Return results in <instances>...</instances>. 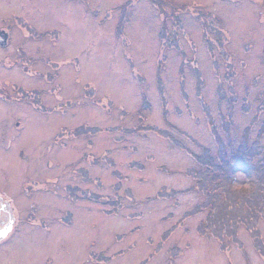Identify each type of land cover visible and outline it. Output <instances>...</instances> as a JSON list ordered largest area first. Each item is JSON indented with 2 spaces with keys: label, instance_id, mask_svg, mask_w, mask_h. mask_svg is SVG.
Wrapping results in <instances>:
<instances>
[{
  "label": "rangeland",
  "instance_id": "1",
  "mask_svg": "<svg viewBox=\"0 0 264 264\" xmlns=\"http://www.w3.org/2000/svg\"><path fill=\"white\" fill-rule=\"evenodd\" d=\"M28 1L33 32L14 26L0 46V91H25L0 96V195L20 218L10 264H264L246 226L219 229L222 251L196 231L207 210L183 217L203 200L194 155L218 152L212 124L225 144L248 128L264 155V0ZM19 9L0 0V26ZM80 125L99 130L71 136ZM162 188L186 192L157 198ZM257 228L264 242V219Z\"/></svg>",
  "mask_w": 264,
  "mask_h": 264
},
{
  "label": "trees",
  "instance_id": "2",
  "mask_svg": "<svg viewBox=\"0 0 264 264\" xmlns=\"http://www.w3.org/2000/svg\"><path fill=\"white\" fill-rule=\"evenodd\" d=\"M158 2L162 1L159 0ZM202 23L205 25L204 21H202ZM208 26L213 30L212 25ZM218 31L216 34L219 35ZM224 39L225 38L218 36L217 40L220 46L225 42ZM175 40L176 43L173 42L170 44V47H172V45L176 46L177 39ZM194 70L201 84L203 81L200 76V71H198L196 66H194ZM218 91L219 101L222 102V100H226L227 108L230 109L231 112V108L233 107L232 103L234 104L235 98H225L223 95L224 92L220 88H218ZM263 105L264 102L262 103V106ZM40 110H42V107H40ZM230 115L231 113L227 119L224 118V120H222L223 128L227 134L230 125V121H228ZM254 120L255 118H253L252 121ZM210 124H212V121ZM94 128L95 127L80 125V127L69 131V134L76 137L91 131L94 132L95 129H98ZM158 129L160 130V128ZM210 129L218 145V152L217 154H212L210 147L208 148L201 145L202 154L194 155L196 156L198 169H190L189 172L192 177L195 178L196 184L194 188L201 193L203 200L196 203L190 211L184 213L183 217L190 216L191 214L196 215L207 210L205 221H201L196 231L208 238L214 237L218 240L222 251L227 249L228 246L225 241H223L219 229L222 228L223 225L224 227H228V224L231 226L230 230L232 232L237 231L239 225L246 226L252 238L255 240V245L257 246L256 242H258L260 246L257 247L264 250V242L259 237V228H257L259 219H264V155L262 157V151H260L256 141H249L248 128L244 130L239 145H234L229 135L226 139L228 145L225 144L220 134L217 133L214 124L211 125ZM160 131L161 135L166 136L165 131L168 130L161 129ZM169 138H171V136ZM238 171L241 173L242 171H247L253 174V178L249 181L247 187L237 186L233 183L235 178L234 174ZM182 192H186V190H166L162 188L157 198L168 199V197H175ZM162 237L161 239L163 242L164 235H162ZM233 240H235V236Z\"/></svg>",
  "mask_w": 264,
  "mask_h": 264
},
{
  "label": "flooded vegetation",
  "instance_id": "3",
  "mask_svg": "<svg viewBox=\"0 0 264 264\" xmlns=\"http://www.w3.org/2000/svg\"><path fill=\"white\" fill-rule=\"evenodd\" d=\"M8 2V0H6ZM31 2V1H30ZM28 0H17L18 5H20V9L19 11H17V13L19 16L16 17L17 20V25L18 22L22 24V27L17 26L16 24H13L11 26H7L3 27L0 26V33L1 31H3L7 37L6 39V44L3 46L5 47L8 42H10V38L12 36V31L16 28H14V26L18 27L20 30H23L24 33H32L33 31V25H30L29 21L27 20L28 15L26 14L27 12H31V4ZM28 8V9H24L25 11H22V8ZM3 14H0V18L2 17ZM22 18V20H21ZM17 28V29H18ZM11 30V31H10ZM17 54L20 55L19 50L17 49ZM8 60H11L8 56H7ZM21 62V61H20ZM29 62V66L32 64V61H28ZM27 62V63H28ZM15 63V62H14ZM27 63L25 64L27 66ZM28 71V70H27ZM29 73V72H28ZM32 75V72L30 73ZM12 86V90L15 92L14 94L10 95L7 94L5 91H0V96H3L4 98H8V100H14V97H18L19 98V94L23 95L25 93V91L23 90V87L18 85L16 82H14V84L11 85ZM3 86L0 85V88L2 89ZM36 89L33 90V93L35 94ZM3 98V99H4ZM20 99V98H19ZM19 99H16L17 101ZM15 128L17 130V133L19 135H21L20 132H22L24 123L19 121V120H15ZM5 130H1L0 131V137L3 140H0V142H4L5 141V137L6 134L4 132ZM3 133V134H1ZM10 143L7 142L6 146H8ZM1 144V143H0ZM3 145V144H1ZM5 146V147H6ZM21 155V157L23 158L24 154L22 153V151H20L19 153ZM26 180H29L28 177L25 178ZM24 186L26 187L27 191L25 192L26 195H28L29 193H31V185H30V181H25L24 182ZM18 211H19V202L18 204H14V200L11 199V197H6L3 195H0V264H10V262L13 261H17L16 260V243L12 242L13 240L12 237L16 231V227L18 226V222L20 221V218L18 217ZM29 214V213H28ZM28 216L30 215H26L25 219H23V221L25 220H29L30 218H28ZM27 218V219H26ZM22 220V219H21ZM16 246V248H14ZM18 262V261H17ZM20 264V263H18Z\"/></svg>",
  "mask_w": 264,
  "mask_h": 264
},
{
  "label": "water",
  "instance_id": "4",
  "mask_svg": "<svg viewBox=\"0 0 264 264\" xmlns=\"http://www.w3.org/2000/svg\"><path fill=\"white\" fill-rule=\"evenodd\" d=\"M6 35L3 31L0 33V46H4L6 44Z\"/></svg>",
  "mask_w": 264,
  "mask_h": 264
},
{
  "label": "snow or ice",
  "instance_id": "5",
  "mask_svg": "<svg viewBox=\"0 0 264 264\" xmlns=\"http://www.w3.org/2000/svg\"><path fill=\"white\" fill-rule=\"evenodd\" d=\"M0 234H2V233H0Z\"/></svg>",
  "mask_w": 264,
  "mask_h": 264
}]
</instances>
